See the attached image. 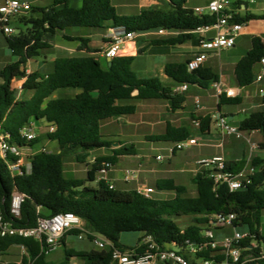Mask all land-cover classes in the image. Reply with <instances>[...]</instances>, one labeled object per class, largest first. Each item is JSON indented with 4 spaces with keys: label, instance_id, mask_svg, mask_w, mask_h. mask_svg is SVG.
I'll list each match as a JSON object with an SVG mask.
<instances>
[{
    "label": "trees",
    "instance_id": "trees-1",
    "mask_svg": "<svg viewBox=\"0 0 264 264\" xmlns=\"http://www.w3.org/2000/svg\"><path fill=\"white\" fill-rule=\"evenodd\" d=\"M70 0H54L47 7H32L31 13L13 22L16 34L3 36L16 62L7 64L0 71V130L10 134V141L25 145L21 129L32 120H45L55 126L53 132L37 136L30 145L36 147L44 141L56 142V151H37L31 161V169L22 175H12L8 161L0 157V216L4 222L16 228H33L42 217H51L60 212H73L84 219L91 232H98L114 243L120 250H142L138 245L128 248L121 244L123 232H141L142 237L151 236L164 246L177 244L187 239L201 238V227L205 215L216 212L237 214L236 225L255 232L264 242L260 233L264 214V157L255 156L251 164L256 167L252 182L246 187L231 191L226 184H217L210 176V170L202 168L193 177L197 194L187 195V187L174 178H161L156 181L160 191H172L174 196L160 199L146 197L136 189L110 187V182L98 180V172L104 161L115 165L120 156L135 155L134 144L118 143L109 155L99 156L90 166L85 178L69 177L64 172V159L71 155L77 163H87L90 153L100 148H111L113 143L102 139L103 121L135 114L137 106L127 104L132 100H167L172 103L170 111L184 108L185 96L166 86L157 75L145 77L133 69L135 56H119L103 65L98 56L58 57L54 69L49 74L27 73L29 59L39 56L40 51L51 45L44 40L46 33L56 34L71 27L103 28L107 22L113 26H123L127 31L146 33L160 28L177 31V35L157 39L155 44H183L195 37L194 30L204 24L216 21V15H196L186 6L187 0H171L168 7H151L135 15H120L111 0H83L82 6H70ZM244 4H247L244 1ZM250 20H264L261 14H236L234 21L246 23ZM80 49L92 51L86 39L80 38ZM264 57V42L259 36L251 38L250 50L239 59L235 73L241 87L253 83L255 67ZM167 78L174 84L198 85L207 89L219 80V75L210 67L196 70L188 68V60L167 63L164 68ZM24 79L22 90H35L32 98H19L13 88V81ZM78 89L73 96L52 98L59 89ZM239 96L220 95L218 111L224 105L241 104ZM264 104V94L262 95ZM200 119L199 133L211 131L212 115H192ZM242 132L255 131L260 135L258 148L264 151V109H257L240 121ZM194 136L189 124L175 126L167 122L162 134L148 137L151 141L179 142ZM38 149V148H37ZM36 149V150H37ZM176 154V152H174ZM243 155L240 159L227 160L226 170L237 173L248 163ZM24 195L20 207V217L11 212L14 192ZM191 216L193 222L182 228L176 218ZM81 233L78 229L68 231L61 239L63 256L58 260L48 258L43 251L44 242L32 237L0 235V253L13 246H24L27 254L22 256L24 264H116L112 261V248L78 250L68 247L66 238ZM140 238V240H141ZM139 240V241H140ZM139 244V243H138ZM206 257L210 251L205 253Z\"/></svg>",
    "mask_w": 264,
    "mask_h": 264
},
{
    "label": "built area",
    "instance_id": "built-area-1",
    "mask_svg": "<svg viewBox=\"0 0 264 264\" xmlns=\"http://www.w3.org/2000/svg\"><path fill=\"white\" fill-rule=\"evenodd\" d=\"M246 2L254 3L257 0H210L206 6L194 7L196 15H216V21L212 24H204L197 27L194 33L199 37L200 47L208 50L221 51L233 48L236 39L241 35L246 23L234 21L237 14L236 9H240ZM32 11V4L27 0H3L0 1V30L8 37L16 34V27L13 22L23 16H27ZM159 35L177 34V31L160 28L157 31ZM213 32V35L209 33ZM139 33L127 31L123 26L110 27L107 38L109 40L107 48L103 55L107 59L116 57L124 43L134 39ZM207 59L206 52H199L188 60V68L196 70L203 66ZM261 71L256 75L255 81L260 82L264 77V57L259 62ZM218 89V96L225 93L227 97H236L234 89L223 90L217 82L213 83ZM187 84H181L175 91H185ZM259 93L264 94V89ZM196 107L202 110L204 107L200 99L195 100ZM212 122L215 127L220 129L221 133L227 136L241 138L243 132L238 126L231 125L226 115L221 112L212 113ZM196 128L200 127V119H194ZM47 132H53L55 126L46 124ZM37 125L32 120L26 124L20 131L21 137L27 141L25 145H19L10 141V134L0 130V157L8 161L9 169L14 176L22 175L31 169L33 155L37 151L49 152L45 146L35 149L30 145L37 134L35 128ZM198 140L191 136L183 141L176 142L170 148V153L182 150L191 145H196ZM256 148V147H255ZM159 162L163 161V156L156 157ZM246 166L233 173L226 170L227 160L223 155H216L211 158L200 159L197 161L203 168L210 170V176L217 184H226L231 191L246 187L252 182L251 176L254 175L256 167L251 164V160ZM113 167L110 162L104 161L98 172V180H107L109 170ZM134 175L133 171H126V179ZM110 187L114 185L110 182ZM146 197H151L156 192L154 187H145L138 190ZM24 195L15 191L11 201V212L15 217H20V207ZM206 221L201 227V238L197 241L190 239L182 243L171 242L164 246L158 244L149 235L144 236L139 241L138 247H142L140 252L136 249L120 250L114 247V243L104 235L98 232H91L93 242L100 248L106 246L112 248V261L116 264H264V242L258 238L256 233L246 227L236 225L237 214L233 212H216L204 216ZM232 228L229 235H223L222 238H216L214 229ZM78 229L81 233L79 239L88 236L89 230L85 228L83 218L73 212H60L51 217H42L38 225L33 228H16L11 223L3 221L0 216V235H18L22 237H32L44 242L43 251L50 254L60 245L62 237L70 230ZM260 233L261 228H260ZM23 255L27 254L24 246H20ZM210 251L206 257L205 253ZM19 264H24L22 260Z\"/></svg>",
    "mask_w": 264,
    "mask_h": 264
},
{
    "label": "crops",
    "instance_id": "crops-1",
    "mask_svg": "<svg viewBox=\"0 0 264 264\" xmlns=\"http://www.w3.org/2000/svg\"><path fill=\"white\" fill-rule=\"evenodd\" d=\"M0 1H3V0H0ZM82 1L83 0H81V2ZM116 1L117 2H115L114 0H111V3L116 8L118 14H120V15H135L143 9H147V8H151V7H168L171 5V0H116ZM209 1L210 0H207L204 3L190 4V0H187L186 6L193 9L194 7L206 6L209 3ZM69 4H70V6H73L76 8H80L82 6V4L80 6H77L78 4L75 3V0H70ZM39 7H47V6H39ZM118 7H121L122 12H120L118 10ZM263 12H264V0H257L254 3H251V2H247V4L243 3L240 9H236V13L241 15V16H244L247 13H252V14L258 15V14H261ZM17 23H19V22L17 21ZM112 26L113 25L111 22H107L105 24V27L95 28V29H98L99 32H95V33L92 32L86 36H84L83 34H70V32H69L70 28H67L66 30H63V31H59L56 34L46 33L44 35V40L47 41L51 45L49 48H46V49L58 48L61 50L62 53H66V55H67V56H58V57L88 56V55L98 56L101 58L102 63L105 62V64H107L109 62V60L104 57L103 52L108 46L109 40L107 38V33H108L110 27H112ZM71 28H73V27H71ZM85 28H93V27H85ZM1 34H2V31H1ZM58 35L62 36L66 40H70V41L74 40V41H78L79 43L77 44L76 48H74L70 45H63V44L57 42L58 41V39H57ZM175 35H177V34L159 35V34H157L156 31L139 33L134 39L128 40L124 43V45L122 46L118 55L119 56H135L134 62L137 59H139L140 57H143L144 55H148V54L152 55L153 56L152 61L150 60V58L149 59L145 58V60H143L141 62V65H138L137 68L139 69V71H141L143 73H147V74L158 75L157 72H159L160 76L165 80V83H166L165 85L172 88L175 91L176 89H178V87L180 85L172 83L167 78V76L164 73L165 65L167 63H171V62H183V61L189 60L190 58H192L195 54H197L199 52H206L207 53V59H206V61L202 67H210L216 73H218L219 80L217 81V83L219 84V86L222 87L223 90L234 89L236 91L237 96L241 97V99H242L241 104H238V105L244 106L245 109L243 108V111L244 110L247 111V109H251V108H255V107H259L258 109H264V104L262 102V95L259 93L260 89H264V77H263L262 81H260V82H256L254 80L253 83L250 84L249 86L241 87L238 83L236 73H235V66H236L237 62L251 48V38L253 36H259L262 38V41L264 42V20H250V21L246 22L245 27H244L241 35L236 39L235 46L233 48L224 49L221 51H216V50L206 51L205 49L201 48L200 47V40H199V37L197 35H195V37L193 39L187 40L183 44H155L154 43V41L157 39L169 38V37H173ZM209 35H213V32L209 33ZM80 38L86 39V41H87L86 45L92 50L91 52L87 51L86 49H80V46L82 45V42L79 40ZM241 43H245L244 45L246 48H245V52L240 56V58H238L237 60H234V61L230 60L227 62H220L217 60L223 51H230L232 49H235ZM7 47H8V45H7ZM41 52H42V50L40 51L39 56L41 55ZM182 52H184V54L187 55L186 60L185 59L184 60H178L177 56L179 54H182ZM58 57L57 56L53 57L50 61L52 63V68H47L44 71L41 70V69H44L41 67L42 66L44 67V66L49 64L48 57L46 56L44 58L43 62L41 63L42 66L40 64H38V62H37L38 65L36 68L31 66L33 59L35 57L31 58L27 62L26 71H27V73L39 72L42 74H49L53 71L54 61ZM11 63H13V62H11ZM7 64H10V63L8 62ZM260 71H261V66L258 63L255 67V74L257 75ZM20 80H23V82H24V79H20ZM232 81L235 82L234 85L230 84ZM213 83L210 84L209 88H211L215 91L213 96L216 98V106H217V103H218L220 97L218 96V89L214 87ZM195 86H197L201 90H204V88H201L198 85H195ZM189 89H190V86H188V89L185 91H182V92L178 91V93H181L183 96H185V102H184V108L183 109H178L176 111H170L168 109V106L170 105L168 103V101L167 100H160L158 105H156V104L146 105V107H145L146 112H144V116H142L140 122L142 124H152L154 126L158 125L159 127H160L161 123H163L164 124L163 131H160L159 134H162L165 131L167 122H170L171 124H173L175 126L184 125V123H177L176 121L172 120L169 117H171L174 114H177L179 112H186L187 110H189L191 108V106L193 105V101L195 102L196 99H200V101L202 103L203 100H201V97H199L197 94L192 95L191 96L192 98L188 100L186 93L189 91ZM60 90H63V89H59L56 92H54V94L52 95V98H57L60 96H70V95L66 94V92H64V91L61 92ZM26 92L28 95L27 99L32 98L33 95L35 94V90H26ZM78 92H80V90L76 89V91L73 92L72 96L77 94ZM137 101L138 100H132V101H127L126 103L127 104H135L137 106V111H138ZM150 107H151V109H149ZM153 107L160 109V112H161L160 116L156 115L157 112H155V110H153ZM203 107H204L203 110H201L203 112L202 113L200 112L201 115L213 113V112H211V110H209L211 106H209V104H207L205 101H203ZM147 109H149V110H147ZM238 112L239 111L233 107H230L225 112L221 111V113H223L224 115H226L227 113L229 114V115H226L228 120H233L235 115ZM186 115H189V114L187 113ZM196 116H198V115H196ZM113 120H123L124 121V116L117 118V119H113ZM126 120L129 123H131L128 119H126ZM34 121H35V124L37 125V127L40 126L42 122L47 124V122L45 120H34ZM103 123H104V121H103ZM213 127H214V129H213ZM249 132L257 133L255 131H249ZM159 134H155V132L153 133V131H151V132H148L145 134V138L148 139V137H151L154 135H159ZM198 136L202 137L205 140L208 139L210 142H213V141L215 142V140L220 139V143L217 144V146H227L229 148V146L232 145L233 148H239L237 143L233 142V140L226 142L222 138V133H221L220 129H217L215 127L214 122H212V124H211L210 133H207V134L199 133L196 135V138L198 140L197 144H199V141H200ZM49 143H51V142H49ZM113 145L115 146L116 144H113ZM42 146H44V145H41L40 147H42ZM113 148H116V147L100 148V149L92 151L88 157L86 164L88 165L89 163H93L95 161V159L99 156L111 154ZM239 150H240V148H239ZM247 150H248L247 148H243L241 151V155L238 158H231V156H230V158H227L226 156H224V157L226 158V160H232V159L237 160V159H240L243 155H245L246 158L248 159V157H247L248 151ZM216 155H222V154L213 153L207 158H211V157L216 156ZM259 156H263V155L259 154ZM135 158H139L137 151H136L135 155L120 156L119 161L115 165H113V167L109 170L108 175H107V180L109 182H111L115 188L139 190V189H143L145 187H154L147 178H145L144 176L141 175L142 174L141 168L139 167L141 165V163L136 165L134 163ZM202 159H205V158H202ZM72 163L75 165L77 164V162H75V161ZM123 163H125L124 164L125 166L120 165ZM89 167L90 166L88 165V169H89ZM127 170L134 172V175L132 177H130L129 179H126V171ZM155 171H156V174L158 175L155 177V184H156V181L158 179H161V178H174L175 179V177L172 174H168L170 171L168 169H162L160 172L157 170H155ZM64 172L69 177H78V176H76V172L74 169H71V168L68 169L67 168V163L65 162V159H64ZM165 173H167V174H165ZM78 178H81V177H78ZM130 184H132L131 187L129 186ZM154 188L156 190H158L156 188V186ZM164 192L167 193L166 199L172 198L174 196V192H173L171 197H169L171 195V194L169 195L170 191H164ZM16 247L21 248L20 246H16ZM7 252H5V253H7ZM21 260L22 259H19V260L15 261L14 263H9V264H19V262ZM3 264H8V263L6 261V262H3Z\"/></svg>",
    "mask_w": 264,
    "mask_h": 264
},
{
    "label": "rangeland",
    "instance_id": "rangeland-1",
    "mask_svg": "<svg viewBox=\"0 0 264 264\" xmlns=\"http://www.w3.org/2000/svg\"><path fill=\"white\" fill-rule=\"evenodd\" d=\"M29 1L33 7H39V6H49L53 4L54 0H27ZM117 2L116 0H114ZM207 0H190V4H196V3H204ZM75 3H77V6H80L82 4L81 0H75ZM118 10L122 12L121 7H118ZM34 16H37L38 13H31ZM18 21V20H17ZM70 34H83L84 36L92 33V32H99L98 29L95 28H85V27H73L69 29ZM58 43H61L63 45H70L74 48L77 47L78 41L74 40H66L62 36H57ZM245 43H241L237 48L232 49L230 51H223L221 55L218 57V61L220 62H227V61H234L240 58V56L245 52ZM179 54L177 56L178 60H186L187 55ZM48 57L49 64L46 66H42V62L45 57ZM58 56H67L66 53H62L60 49L58 48H52V49H44L41 52L40 56H37L33 59V62L31 66L34 68L37 67L38 64H40L44 69L52 68V63L50 62L53 57ZM145 58H150L152 61L153 56L152 55H144L143 57H140L137 59L133 64V69L137 72H139L141 75L148 77L150 74L143 73L139 71L137 68L138 65H141V62L145 60ZM18 59L17 56H14L10 49L7 47L6 41L4 36L1 34L0 31V70L3 69V67L9 62H15ZM104 61V60H103ZM38 62V64H37ZM105 65V62L103 63ZM157 76L161 79V81L165 83V80L160 76V73L157 72ZM156 75V74H153ZM23 84V80L16 79L13 81V88L16 90V94L19 98H28L27 92L22 90L21 86ZM231 85H234L235 82L232 81L230 83ZM61 92H66V94L72 96L73 92L76 91V89L71 88H64L63 90H60ZM215 91L211 88L201 90L195 85H191L189 91L186 93L188 100L191 99L192 95L197 94L199 97H201V100L205 101L207 104H209L211 112L215 113L218 112L217 106H216V98L213 96ZM202 101V105H203ZM160 102L159 99H150V100H138V111L135 114L124 116L123 120H113L108 119L105 120L102 124L101 133H102V139L107 142H111L113 144L112 147H118L120 142L127 143V144H134L136 151L138 152L139 158H135L134 163L137 165L141 163L139 166L141 168V175L147 178L150 183L155 187V177L158 176L156 174V171H161L162 169H168L170 170L168 174H172L177 183L185 185L187 187V195L188 196H195L197 194V189L195 184L193 183V177L197 173L198 170L202 169L203 167L197 163V160H200V158H207L213 153H219L223 156H226L227 158H238L241 155V151L243 148H247V157L248 160H251L253 157L258 156L259 154H262L264 157V151H261L258 148V143L260 141V135L258 133H252V132H244L242 134L241 138H237L235 136H227L222 134V138L227 142L230 140H233V142L237 143L239 148H233L232 145L229 146H217V144L220 143V139L215 140V142H210L208 139H203L202 137L198 136L200 139L199 144L191 145L187 148H184L182 150L176 151V154H170V148L174 146V142L169 141H151L145 138V134L148 132L153 131L155 134H159L160 131H163L164 124L161 123L160 127L158 125L154 126L152 124H142L141 118L144 116V112H146V105H158ZM155 105V106H156ZM152 107V106H151ZM151 107L149 109H151ZM230 107L235 108L239 112L235 115L233 120H229V123L231 125L238 126L240 121L245 119L249 114L250 111L257 110L259 107L247 109V111H243L244 106L240 105H224L222 107V112L227 111ZM147 109V110H149ZM245 109V108H244ZM153 110H155L156 115H161L160 109L153 107ZM203 110V109H202ZM195 112V113H194ZM202 113L200 109L196 107L195 102L193 101V105L189 110L186 112H179L177 114H174L173 116L169 117L172 120L176 121L177 123H184L189 124L194 132V136L196 137L197 134H199L198 128L195 127L193 123L192 115H201ZM189 115H186V114ZM226 115H229L228 113ZM126 119H128L131 123H129ZM214 129V127H213ZM48 131V127L45 123H41L40 126L35 128V132L37 136L43 135ZM41 145H44L48 150L50 151H56L58 149L56 142L49 143L48 141H44L43 143H40L37 147L39 148ZM256 147V148H255ZM230 149V150H229ZM104 150V149H103ZM162 155L163 161L159 162L156 160V157ZM73 157L69 155L68 157H65V162L67 163L68 169H74L76 172V176L85 178L87 176V170L88 165L86 163H77L76 165L73 164ZM123 164H120L122 166H125ZM158 172V173H159ZM160 174V173H159ZM167 174V173H165ZM130 187L132 184L129 185ZM128 186V187H129ZM171 194V195H170ZM173 192H169V197H171ZM152 196L160 199H166L167 193L164 191L156 190ZM176 222L182 227L185 228L188 225H190L193 222V218L191 216H181L175 219ZM86 228V226H85ZM86 230H88L86 228ZM232 228L226 227L222 229H214V233L216 235V238H222L223 235H229L232 232ZM261 232L264 236V214L261 221ZM142 237L141 232L131 231V232H123L120 235V242L124 246L128 248H134L138 245L140 238ZM66 244L68 247H74L78 250H91V249H100L93 240H90L87 236H84L83 239H79L75 235L67 236L66 238ZM105 248H108L106 246ZM104 248V249H105ZM23 250L21 248H18L16 246L12 247L7 253H0V264H3V262L14 263L15 261L22 259ZM63 256V248L62 244L60 242V245L58 248L49 254L48 258L51 260H58ZM80 261L77 258H74L72 260L73 264H78Z\"/></svg>",
    "mask_w": 264,
    "mask_h": 264
},
{
    "label": "water",
    "instance_id": "water-1",
    "mask_svg": "<svg viewBox=\"0 0 264 264\" xmlns=\"http://www.w3.org/2000/svg\"><path fill=\"white\" fill-rule=\"evenodd\" d=\"M108 60H109V64H111V60H112V59H108ZM171 103H172V101L169 102V104H171Z\"/></svg>",
    "mask_w": 264,
    "mask_h": 264
}]
</instances>
